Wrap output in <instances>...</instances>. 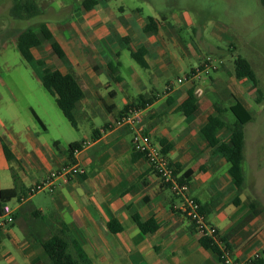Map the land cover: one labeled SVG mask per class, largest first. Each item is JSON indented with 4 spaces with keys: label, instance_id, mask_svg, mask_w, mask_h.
I'll return each instance as SVG.
<instances>
[{
    "label": "crops",
    "instance_id": "crops-1",
    "mask_svg": "<svg viewBox=\"0 0 264 264\" xmlns=\"http://www.w3.org/2000/svg\"><path fill=\"white\" fill-rule=\"evenodd\" d=\"M119 9L123 8L119 6ZM112 16L116 17L113 11L109 13L98 3L88 10L80 28L81 38L73 51L62 46L71 70H59L72 72L84 92L75 106L81 117L95 114L106 117L117 109L114 102L104 100L102 87L111 97L118 92L122 94V106L113 118L105 119L100 128H92L89 137L73 140L88 141L86 146L73 152V160L68 155V145L60 147L57 136L41 140L37 130L32 132L29 126L14 129L0 117V190L13 186V173L18 177L20 188L19 197L6 201L13 210L14 221L0 228V264H47L40 241L63 229L66 236L74 237L81 245L92 264H221L215 253L200 244V234L180 208L182 199L161 182L145 157L133 155L129 127L116 124L127 112L122 108L144 94H149L146 98H150V102L135 109L141 111L145 132L161 150V139L171 143L164 153L179 168L178 174L192 170L189 193L206 206L207 221L228 243L233 257L241 264H250L255 254L264 257V213L253 214L248 204L250 198L242 197L245 186L239 203H233L236 193L227 162L213 153L200 130L208 115L218 114L216 103L222 113L215 134L225 142L228 140L227 106H221L219 96L210 90L214 83H227L230 69L223 57L217 59L214 69L205 73L207 79L203 83L208 87L196 81L201 73L196 71L204 60H212L209 55L199 56L197 65L177 76V81L178 78L180 82L185 81L182 87L173 88L166 83L160 94L147 87V82L159 79L171 68L182 70L192 54L190 47L165 30L164 17L157 13L143 16L136 11L133 18L122 16L116 20ZM147 16L155 19L156 28L145 32ZM175 20L192 24L187 13L175 16ZM140 47L146 51L147 67H142L143 72L131 63L125 65L121 58L126 53L131 57V52ZM219 49L212 47L211 50ZM111 62L118 63L120 79L110 74L108 65ZM124 67L128 69L126 76L119 71ZM231 70L232 77L228 79L236 78L233 68ZM101 74L107 79H102ZM110 81L117 84L116 89L110 87ZM0 84L5 85L6 79H0ZM193 85L197 109L185 116L177 108ZM231 94L242 102L239 95ZM28 109L41 128L47 130L35 109L32 106ZM2 142L9 147L14 160L6 159ZM73 162L79 163L84 172L67 181L57 179L53 189L45 191L49 194L45 202L44 198H36L40 191L27 194L31 185L42 181L51 171ZM244 177L246 185L245 173ZM227 178L231 190L229 203ZM12 200L14 204L10 205ZM133 215L141 220L153 219L156 229L141 232ZM111 222L112 227L119 225L121 229L111 230ZM6 240L16 248V254L10 251Z\"/></svg>",
    "mask_w": 264,
    "mask_h": 264
},
{
    "label": "rangeland",
    "instance_id": "rangeland-1",
    "mask_svg": "<svg viewBox=\"0 0 264 264\" xmlns=\"http://www.w3.org/2000/svg\"><path fill=\"white\" fill-rule=\"evenodd\" d=\"M82 0H32L38 9L37 14L28 18H15L10 14L13 0H0V79H6V84H0V117L14 129L29 126L32 132L38 131L41 140H50L54 136L59 139L60 147H67L73 140L89 137L92 128H100L103 121L113 118L121 108V93L109 96L102 87L104 100L114 102L117 109L110 115H89L81 117L77 108L74 110L76 127L62 114L53 95L48 93L40 82L41 67L36 62L26 61L15 45L16 34L24 28L36 27L40 22H46L54 32L62 46L69 52L80 40V28L84 25L88 10L81 5ZM99 5L105 6L109 13L116 17H134L136 11L143 16L157 13L164 17V28L179 39L180 43L190 47L191 56L188 64L182 70L171 68L163 73L159 79H149L147 87L154 88L162 94L166 83L173 88L182 87L185 81H177V76L183 75L191 66L198 64L199 56H211L212 62L223 57L230 74L227 83H214L210 90L220 98V105L228 107L232 102L231 92L239 95L244 105L252 114V119L244 126V159L242 167L246 176V185L242 197L256 198L258 212L264 213V6L261 0H100ZM119 6L123 9H119ZM187 13L192 18V24L176 21L175 16ZM116 17L112 19L116 20ZM83 36V35H82ZM212 47L219 50L212 51ZM230 49V50H229ZM34 59H42L50 68L62 71L71 70V66L62 63L51 51L48 43L32 49ZM240 54L247 58L254 69L258 86L262 94L244 79H228L232 74L233 59ZM126 65L131 63L143 72L144 69L127 53L121 57ZM123 76L128 69L119 68ZM102 79H107L103 74ZM232 77V75H231ZM18 79H23L18 80ZM207 74L201 72L196 81L204 84ZM111 88L117 84L110 81ZM149 94H144L146 98ZM241 96V97H240ZM28 106H32L47 126L43 130L30 113ZM180 117L181 114H178ZM227 124L234 120V116L227 109ZM228 167V163H226ZM227 178V203L231 197V190ZM49 194L40 191L36 198L47 200ZM36 200V199H35ZM240 200V198H239ZM14 201H10L13 205ZM26 205H29L28 203ZM207 219V218H206ZM7 245L13 254L17 250L9 240ZM43 255V254H42ZM44 256V255H43ZM45 257V256H44Z\"/></svg>",
    "mask_w": 264,
    "mask_h": 264
},
{
    "label": "trees",
    "instance_id": "trees-1",
    "mask_svg": "<svg viewBox=\"0 0 264 264\" xmlns=\"http://www.w3.org/2000/svg\"><path fill=\"white\" fill-rule=\"evenodd\" d=\"M100 0H82L81 5L85 10L92 9L99 3ZM264 6V0H261ZM38 9L33 4L32 0H13L10 14L15 18H28L37 14ZM156 28V21L152 16H147V22L143 27V31L148 32ZM48 43L51 51L54 55L65 64H68V57L56 38L54 32L50 29L46 22H40L36 27H27L19 31L15 36V45L21 56L28 62H36L41 67L40 79L42 86L45 90L54 96L55 102L65 118L70 122L73 127H76V119L74 117L73 110L76 103L83 97L84 92L72 72H61L58 68H50L45 65V62L38 58L34 59L32 52L33 48L40 47L43 43ZM145 49L140 47L137 51L131 52V57L141 66L147 67V62L144 58ZM118 63H109L110 74L115 79H120L118 76ZM233 74L237 79L245 78L256 92L261 95V89L258 86L257 75L252 68L249 60L244 56L237 54L233 59ZM233 102L229 104L227 109L234 116V120L229 124V136L225 142L216 136L215 130L221 123L220 114L222 108L218 104H214L218 114L208 115L206 122L201 126V133L203 134L205 141L209 147L212 148L213 153L224 158L228 163V174L230 176L231 184L235 189V198L233 203H239V195L245 186V177L243 173L242 162L244 159V125L252 119V114L249 109L238 100L233 94H231ZM150 98H144L142 95L137 97V100L125 105L122 111L126 112L130 107L143 108L150 102ZM197 109V96L195 93L194 85L189 87L186 91V98L179 104L177 111L185 116H189ZM35 115V114H34ZM38 120V117L35 115ZM94 130L93 132H95ZM94 137V133L91 135ZM162 144L163 152H167L171 146V143L164 140H160ZM3 152L7 160H14L15 156L9 149V147L2 142ZM81 148V141H72L68 144V155L73 160L72 155L76 149ZM134 151V156L142 155V153ZM144 157V156H143ZM172 164V163H171ZM174 174L179 182L189 184L192 170L186 169L181 174L179 168L174 166ZM167 186V185H166ZM168 187V186H167ZM19 184L18 177L13 173V186L10 188H4L0 190V203L6 202L13 197H19ZM196 199V198H195ZM197 200V199H196ZM198 201V200H197ZM199 202V201H198ZM249 207L253 214L258 213L259 208L258 200L256 198H250L248 200ZM200 211L206 217V206L200 204ZM133 219L136 221L139 229L143 233L151 232L156 229L157 225L153 219L141 220L138 215H133ZM111 230H119L121 226L117 228L112 227V222L109 224ZM65 230L51 234L46 240L40 241L41 253L46 257L47 264H92L88 255L81 247V245L74 239V237L65 235ZM220 240L224 243L229 250L230 247L225 239L219 235ZM200 244L205 248L215 253L220 263L223 261L220 257L221 251L218 245L209 236L201 234L199 237ZM250 264H264V257L260 255H254L249 260Z\"/></svg>",
    "mask_w": 264,
    "mask_h": 264
},
{
    "label": "built area",
    "instance_id": "built-area-1",
    "mask_svg": "<svg viewBox=\"0 0 264 264\" xmlns=\"http://www.w3.org/2000/svg\"><path fill=\"white\" fill-rule=\"evenodd\" d=\"M215 67L212 60L207 58L197 68L196 72L207 73ZM178 81L180 82L181 79L178 78ZM116 124L129 127L133 150L142 153L161 182L167 185L176 196L182 199L180 208L183 214L193 223L196 231L200 235L203 234L211 237L218 245L221 251L220 257L223 264H241L233 257L231 250L226 248L224 243L220 240L216 227L209 223L205 215L200 211V203L189 193V184L179 182L176 179L177 176L174 174V167L167 155L152 141L150 135L145 132L141 111L135 108L129 109L116 121ZM87 144L88 141L81 142V148ZM83 172L84 168L79 163H68L51 171L42 181L31 185L27 189V194L31 195L38 191H51L57 179L67 181L69 177L81 175ZM13 221L14 214L12 208L6 202L0 203V228L10 225Z\"/></svg>",
    "mask_w": 264,
    "mask_h": 264
}]
</instances>
